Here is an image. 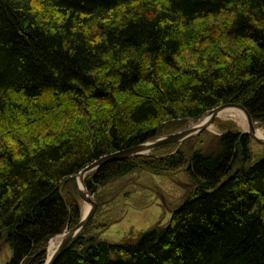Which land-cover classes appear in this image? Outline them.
<instances>
[{
  "label": "trees",
  "instance_id": "obj_1",
  "mask_svg": "<svg viewBox=\"0 0 264 264\" xmlns=\"http://www.w3.org/2000/svg\"><path fill=\"white\" fill-rule=\"evenodd\" d=\"M46 1L48 20L0 0L4 264H44L49 239L81 218L74 175L101 156L229 102L264 124V0ZM75 114L91 125L40 141L46 124ZM250 140L228 128L216 149L123 157L89 172L94 196L138 169L184 168L192 191L167 224L134 238L101 239L89 222L53 264H264V155Z\"/></svg>",
  "mask_w": 264,
  "mask_h": 264
},
{
  "label": "rangeland",
  "instance_id": "obj_2",
  "mask_svg": "<svg viewBox=\"0 0 264 264\" xmlns=\"http://www.w3.org/2000/svg\"><path fill=\"white\" fill-rule=\"evenodd\" d=\"M15 1L28 9L29 7H32L33 10L36 9L40 17L46 20L55 15L49 1ZM231 45L234 46L233 44ZM226 48H228L227 45ZM185 56L186 60L192 63L196 64L198 61L200 62L198 54L188 53ZM96 108L102 110L104 109V105L98 104ZM235 114L237 113L228 112V114H220L215 122L203 132L192 136L182 143L166 144L151 152L155 155H164L182 149L187 155H190L193 151L198 149L204 151L216 149L218 147L219 136L228 128L240 130L241 132L248 131V124L246 127H243L244 125L241 124V119ZM241 114L238 113L237 115L239 116ZM67 117L69 118L57 119V122L53 125L54 127L50 128L51 125L46 124V128L43 130L47 133L43 134L42 132V136L39 137L40 141L50 139L48 137L50 134H52L53 137L71 128L81 126L89 127V125H91L86 115L75 114L72 117ZM200 121L201 120H188L187 124L177 127V129L163 135L192 127ZM256 127L264 131V124L256 122ZM12 131L15 132V129L13 128ZM2 134L1 132L0 141L4 140ZM16 138L20 139L18 136ZM5 141L10 144L7 139H5ZM2 143L4 144L5 142L2 141ZM250 146L255 158L264 155L263 144L251 138ZM191 191V181L184 168L168 171V173L161 175L152 173L148 170L138 169L119 179L111 181L107 186L98 190L97 196L92 195L97 203V208L89 221L90 226L95 230L98 229L95 226H106L105 229H101L100 227V231L97 230L96 232H98L101 239L108 241L118 242L128 236V238H134L140 232L146 231L156 225L167 224L172 216L173 210L191 194ZM80 202L83 213L86 209V205L82 201ZM10 255L11 252L8 246L3 241H0V264H4L9 259Z\"/></svg>",
  "mask_w": 264,
  "mask_h": 264
},
{
  "label": "water",
  "instance_id": "obj_3",
  "mask_svg": "<svg viewBox=\"0 0 264 264\" xmlns=\"http://www.w3.org/2000/svg\"><path fill=\"white\" fill-rule=\"evenodd\" d=\"M226 108H237L241 110L246 119L248 124V131H245L248 136H250L255 141L261 143L264 145V137H261L257 134V127H256V121L250 114L249 110L240 103L235 102H229L221 104L201 116L197 118H193L190 120H201L198 124L182 129L170 134L159 136L158 138L154 140H150L144 143H140L131 147H127L122 150H118L106 155L101 156L97 160L89 163L84 168H82L78 173L74 175L75 183H76V189L79 198L81 201L86 204L88 207L83 211L80 220L76 225L71 227L70 229L64 230L62 233L55 234L52 236L47 244V255L46 259L44 261V264H53L57 257L61 254L63 249L66 247V245L79 233L81 232L88 224L90 219L92 218L96 208L97 203L94 200L93 196L89 193L86 185H85V176L90 171L96 170L99 166L104 164L105 162L119 159L123 157H131V156H137V155H143V154H149L154 149L161 147L166 144L171 143H182L185 140L191 138L192 136H195L204 130L208 129L216 120V118L219 117V114L222 110ZM79 179V182H78ZM53 238H59L56 248L51 254H48V247L50 244V241Z\"/></svg>",
  "mask_w": 264,
  "mask_h": 264
},
{
  "label": "bare ground",
  "instance_id": "obj_4",
  "mask_svg": "<svg viewBox=\"0 0 264 264\" xmlns=\"http://www.w3.org/2000/svg\"><path fill=\"white\" fill-rule=\"evenodd\" d=\"M226 111V112H225ZM228 112H236L237 114L239 113V114H241V115H237V114H235L237 117H239V119H241V124H243L244 126L243 127H246L247 126V123H246V118H245V115H244V113L241 111V110H239V109H237V108H226V109H224V110H222L221 112H220V114L222 115V114H228ZM219 114V115H220ZM257 134L259 135V136H261V137H264V131H262L261 129H257ZM78 182H79V179H78ZM86 205V204H85ZM88 206L86 205V208H87ZM58 240H59V238H53L51 241H50V244H49V247H48V254H51L53 251H54V249L56 248V246H57V243H58Z\"/></svg>",
  "mask_w": 264,
  "mask_h": 264
}]
</instances>
